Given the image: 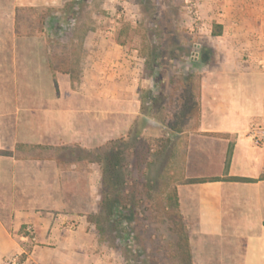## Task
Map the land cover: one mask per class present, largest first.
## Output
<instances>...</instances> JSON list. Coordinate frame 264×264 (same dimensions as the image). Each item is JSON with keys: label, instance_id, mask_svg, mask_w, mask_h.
I'll return each instance as SVG.
<instances>
[{"label": "crops", "instance_id": "crops-1", "mask_svg": "<svg viewBox=\"0 0 264 264\" xmlns=\"http://www.w3.org/2000/svg\"><path fill=\"white\" fill-rule=\"evenodd\" d=\"M66 2L0 0V264L25 248L31 264H104L87 220L100 171L80 153L130 131L170 133L193 264H264V145L249 135L252 125L264 127V0L202 2L207 23L222 32L211 34L214 62L200 75L192 70L199 113L180 132L142 113L151 73L143 76L122 45L84 36L78 69L57 50L64 39L55 38L51 53ZM22 11L56 16L24 23ZM51 54L66 56L67 69L49 67Z\"/></svg>", "mask_w": 264, "mask_h": 264}, {"label": "rangeland", "instance_id": "rangeland-1", "mask_svg": "<svg viewBox=\"0 0 264 264\" xmlns=\"http://www.w3.org/2000/svg\"><path fill=\"white\" fill-rule=\"evenodd\" d=\"M203 1L67 0L66 6L59 14L61 23L56 24L54 30L51 29L57 36L48 40V42L55 40L50 43V51L52 54L56 52L55 38L64 39L63 43L59 42L64 48L58 46L57 50L62 51L63 55L67 53L75 60V68L78 69L79 62L85 55V49L81 45L84 36L90 35L94 40L105 39L111 45L114 42L120 44L126 54L131 56L137 68L144 69L143 76L148 71L151 73L153 92L143 90V98L149 97L148 101L154 97L161 98L163 93L170 91L173 76L192 70L200 75L202 69H208L216 58L214 48L216 39L211 36L213 27L203 16ZM218 12L221 13L222 10ZM41 15L51 21L56 16L53 11L41 14L22 11L18 16L24 23H29L30 19H38ZM90 43L89 48L94 42ZM20 60L22 64L25 62L24 65H28V58ZM21 69L27 67L22 66ZM160 135L162 134L158 132L154 136ZM171 143L170 141L169 144ZM171 172L173 173L172 167ZM173 176L175 178L174 174ZM98 188L99 186L97 191ZM89 224L96 231L94 224L91 222ZM131 232L132 236L125 244L113 237L114 233L120 234L119 227L114 233L108 231L105 240L99 238L96 231L98 243L104 246L100 251L104 264H169L161 248L165 247L167 240L170 239V234L164 233L166 232L164 228L161 230V233L166 235L164 240L154 239L151 227L134 226ZM28 255L30 256L28 248L16 251L5 257L2 264L15 256L21 261ZM29 261L31 264V260Z\"/></svg>", "mask_w": 264, "mask_h": 264}, {"label": "trees", "instance_id": "trees-1", "mask_svg": "<svg viewBox=\"0 0 264 264\" xmlns=\"http://www.w3.org/2000/svg\"><path fill=\"white\" fill-rule=\"evenodd\" d=\"M41 20L45 21L44 15H41ZM221 32V26L213 23L211 34L216 36ZM47 59L52 69H67L69 66L66 56L56 58L51 55ZM173 77L170 91L163 93L161 98H152L151 105L143 106L141 111L167 131L180 132L199 113L198 76L186 71ZM161 134L156 137L130 131L123 137L82 150L80 156L96 163L100 171L97 210L88 213L87 220L94 224L99 238L103 240L108 231L114 233L119 227L120 234L114 233L113 237L125 244L132 236L134 226L151 227V235L156 240L166 239L164 233H169L170 239L165 247H161L169 264H193L188 230L178 202V181L171 172L173 150L169 144L170 133ZM231 151L232 145H229L226 167ZM225 179L254 180L238 176ZM204 180L207 179L191 178L186 182ZM162 228L166 232L161 233Z\"/></svg>", "mask_w": 264, "mask_h": 264}, {"label": "built area", "instance_id": "built-area-1", "mask_svg": "<svg viewBox=\"0 0 264 264\" xmlns=\"http://www.w3.org/2000/svg\"><path fill=\"white\" fill-rule=\"evenodd\" d=\"M249 135L251 136L253 142L257 145H264V127L260 125H252L249 129ZM28 235H30V227L26 228ZM30 256H26L21 261L17 260V256L8 259L5 264H30Z\"/></svg>", "mask_w": 264, "mask_h": 264}, {"label": "water", "instance_id": "water-1", "mask_svg": "<svg viewBox=\"0 0 264 264\" xmlns=\"http://www.w3.org/2000/svg\"><path fill=\"white\" fill-rule=\"evenodd\" d=\"M148 122L153 126H159V124L152 119H149Z\"/></svg>", "mask_w": 264, "mask_h": 264}]
</instances>
